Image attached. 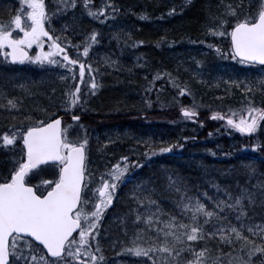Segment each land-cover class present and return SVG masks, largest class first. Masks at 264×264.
<instances>
[{
    "label": "trees",
    "instance_id": "16d2710c",
    "mask_svg": "<svg viewBox=\"0 0 264 264\" xmlns=\"http://www.w3.org/2000/svg\"><path fill=\"white\" fill-rule=\"evenodd\" d=\"M208 1L212 4L219 0ZM261 2L223 0L220 6L204 8L198 13L190 28L185 14L191 9L188 7L192 0H89L87 6L83 0H75L74 6L66 8L57 0H45L50 13L55 8L62 9L45 22L62 45L67 36L72 45H80L82 51L90 34L97 33L87 57H78L76 48L67 47L69 56L90 65L83 79L79 77L78 65L69 69L71 74L67 75L63 64L14 63L3 57L7 49H0V97L3 99L0 101V134H11L14 129L26 131L27 127L62 116L67 143L87 140L86 180L90 181V188L97 187L101 178L109 179L113 165L123 164L121 157L128 158L129 172L117 182L114 200L99 221L102 232L110 236L106 246L97 252L104 257L103 264L141 261L144 257H119L112 244H123L122 249L126 251L138 246L140 240L145 249L162 243L163 236L155 231L160 212L165 208L175 211L174 216L159 226L165 231L168 223L189 225L193 223L191 209L197 201L214 213L208 218L203 213L197 214L199 223L193 226L200 227L204 237L187 242L195 251L206 249L203 264H217V261L228 264L229 253L233 257L246 253L247 248L241 250L243 241L234 235L232 243L219 239L220 234L229 232L233 226L243 236H248L252 247L264 249V239L256 232L258 226H264V119L260 120L255 133L247 135L229 125L226 127L223 119L212 115H232L238 121L241 117L250 119L249 106L264 109V66L231 59L230 36L213 35L209 31L218 30L221 19L227 21L225 29H230L234 20L243 19L245 13L255 16ZM67 3L71 5V0ZM227 5L236 10L235 15L222 10ZM22 7L21 0H0V23H7ZM100 8H104V12L98 16L89 15L90 11ZM197 11L200 10L194 9L191 13ZM133 22H140L141 26H134ZM146 26L153 27L155 32L147 35ZM179 44L187 50L200 51L195 55L187 52L185 56H169ZM209 45H218L223 54ZM44 47L45 50L49 47L47 38ZM30 50L34 56L40 49L34 44ZM163 52L165 55H160ZM55 57L60 59L59 53ZM93 79L98 87L95 93H89ZM76 84L80 85L82 103L71 105L66 102L69 99L66 94L74 90ZM182 88L187 92L183 93ZM10 99L16 103V108L8 107ZM183 108L194 109L200 116H183ZM136 109L144 111V118L135 115ZM72 116H80L81 121L73 122ZM129 119L141 120L143 125L155 129L171 126L176 135L174 141L183 146L182 150L174 155H156L146 164L148 153L165 147L167 141L157 144V134L150 136L140 132L136 136L132 123L126 124ZM193 132L198 140L191 143L195 140ZM253 144L260 147L257 152H241L243 146L250 150ZM18 149L16 156H12V150L8 151L11 171L15 170L16 159L25 158L19 134ZM232 150H236L237 155L228 159ZM132 161L143 165L133 168ZM58 168L43 166L32 183L53 179L52 173L58 172ZM126 176L131 179L124 182ZM156 192L165 198L163 202H157ZM236 197L242 198V210L229 207ZM184 204L189 205L188 209H183ZM149 216L153 217L152 222L147 220ZM237 216L241 219L237 220ZM207 233L213 235L209 237ZM33 250L38 257L68 264L48 259L36 245ZM181 255L184 261L194 258L193 252L185 251ZM245 259L249 257L245 255ZM250 259L252 264H259L264 254L254 253Z\"/></svg>",
    "mask_w": 264,
    "mask_h": 264
},
{
    "label": "snow or ice",
    "instance_id": "6c2138e0",
    "mask_svg": "<svg viewBox=\"0 0 264 264\" xmlns=\"http://www.w3.org/2000/svg\"><path fill=\"white\" fill-rule=\"evenodd\" d=\"M83 2L87 6L89 0H83ZM57 3L63 4L66 8L74 6L75 0H71V5L67 3V0H57ZM21 4L23 7L16 15L7 23H0V49H7L3 51V57L11 62L27 60L40 64L45 62L53 65L63 64L67 69L78 65L79 77L83 79L85 69L90 68V65H86L82 59H73L69 56L67 47L76 48L78 57H87L91 44L95 43L97 33L90 34L89 41L83 45L82 51L80 45H72L67 36L62 45L58 42L59 38L53 37L45 26L50 15L59 13L62 9L58 7L50 13L46 8L45 0H21ZM102 12L104 8L90 11L89 15L98 16ZM21 13L27 21L23 26ZM227 13L235 15L236 10L229 5ZM226 23L227 21L221 19L217 26L218 30L209 29V31L213 35L230 36L231 59L239 58L244 64L259 63L264 66V2L255 16L245 13L243 19L234 20V26L230 29H225ZM13 29L19 30L22 34L13 36ZM45 38L49 44L47 50L44 47ZM34 44L40 50L34 56H30L27 49ZM209 47L223 54L218 45H209ZM56 53H59L60 59L55 57ZM97 87L93 79L91 89L95 90ZM66 95L69 98L66 102L71 105L82 103L79 84H76L74 90ZM7 105L11 109L17 107L11 99L7 101ZM182 111L186 116L195 114L194 109L184 108ZM247 112L250 119L241 117L237 121L231 115L223 116V118L241 133H255L259 127V121L264 119V109L249 106ZM212 115L218 117L221 114L213 113ZM74 119L78 120L79 117ZM60 124L61 121L57 118L39 127H27L26 131L14 129L12 134L9 132L0 134V146L14 145L19 134L26 148V158L16 159L13 165L15 170L9 171L10 178L5 177L3 182H0V264H56L44 256H37L33 250L34 241L40 242L51 257L58 259L62 258V255L69 257L68 264H77V262L78 264H103L104 257L97 255L100 251L99 242L96 240L99 234L98 223L104 208L112 204L117 182L129 172V161L127 157H121L123 164L113 165L112 172L108 174L109 179L101 178L96 188H90V181L85 180L83 167L84 147L87 140L67 143L62 135ZM257 147L256 144L251 145L253 150ZM171 149L172 145H168L167 148H161L159 151L163 153ZM130 163L133 168L141 167L136 161ZM44 165L50 168L58 165V172L52 173L53 179L39 180L34 185L30 181L43 170ZM30 172L32 175H28ZM249 200L251 201V196ZM88 204L93 209L91 212H86L84 209V206ZM188 207V204L183 205V209ZM229 207L242 210V198L236 197L234 204ZM191 211L192 224L168 223L167 231L156 227V233L164 238L162 243H154L147 249L136 246L126 251L137 257L143 256L148 264H203L202 258L205 257L206 249L201 248L195 251L192 244L187 242L202 240L204 237L200 227L193 226L199 223L197 214L203 213L204 217L208 218L214 213L206 210L199 201ZM139 219L140 216H137V220ZM236 219L240 220L241 217L237 216ZM147 220L152 222L153 217L149 216ZM158 220L159 217H157ZM249 231L251 232L252 229ZM77 232L78 237L74 235ZM256 232L261 239H264V226H258ZM207 235L210 237L213 233H207ZM233 235L237 240L243 241L241 250L247 248V251L244 255L234 257L229 253L228 264H252L250 258L254 253L264 254V249L252 247L248 236H243L235 226L231 227L229 232L220 234L219 239L232 243ZM92 241L96 242L95 251ZM185 251L193 252L194 258L184 261L181 254ZM245 255L249 259H245ZM85 257L87 259H84ZM259 264H264V260Z\"/></svg>",
    "mask_w": 264,
    "mask_h": 264
},
{
    "label": "bare ground",
    "instance_id": "6f19581e",
    "mask_svg": "<svg viewBox=\"0 0 264 264\" xmlns=\"http://www.w3.org/2000/svg\"><path fill=\"white\" fill-rule=\"evenodd\" d=\"M220 1V2H219ZM219 1H214V2H211L212 4H210V1H208V0H192V4L188 7V9L191 7V9L185 14V18L187 19V18H189V23H188V27H190L191 28V26H192V24H194V22H195V20H196V18H197V16H198V13H200V12H203L204 11V8H206V9H211L212 7H218V6H220L221 5V3L223 2V0H219ZM228 6V5H227ZM194 9H197V10H200V11H197V12H195V13H191ZM223 11H225V10H227V7L226 6H224L223 7V9H222ZM134 23V22H133ZM141 23L140 22H138V24L137 23H134V26H136V25H138L139 27L141 26L140 25ZM159 25V24H158ZM158 25L156 24V27H158ZM145 31H146V34L147 35H152L151 33H153V32H155V30H154V28L153 27H147L146 26V29H145ZM185 48H183V44H179L177 47H176V49L169 55V56H185L186 54H187V52L189 53V54H192V55H195V54H198V52L200 51V50H198L197 48H195L194 50H187V49H185ZM160 55H165V52H163V53H161ZM166 55H167V52H166ZM155 56H157V55H155ZM89 93H95V90H90L89 91ZM0 101L1 102H3V99L0 97ZM144 111H142V110H140V109H136L135 111H134V113H135V115L138 117V118H140V119H142V118H144V113H143ZM200 115L197 113V112H195V114L193 115V116H191V117H193V118H198ZM223 116H225V115H220V116H218V117H214V118H216V119H218V120H221V119H223V121L225 122V124H226V127H228V123L226 122V120L223 118ZM227 116V115H226ZM232 116V115H231ZM233 117V116H232ZM221 118V119H220ZM128 122L126 123L127 125H129L130 123H132V129L134 130V132H136V136H137V134H139L140 132H144V133H148V134H150V136L151 135H153V134H157V138H156V143L157 144H159L161 141H163V142H166V146L165 147H159V148H154L153 150H159V149H161V148H167L168 147V145H172V147H177L178 149L176 150V151H181L182 150V148H183V146H181L180 144H177L176 143V141H174L175 140V134H174V132L171 130V126L170 127H167V128H158V129H155V127H152L151 128V126H149V125H143V122L141 121V120H139L138 122H136V121H134V120H131V119H129V120H127ZM222 121V120H221ZM260 122V121H259ZM194 123V122H193ZM224 126V125H223ZM229 126H231V125H229ZM232 127V126H231ZM99 128V127H98ZM97 128V129H98ZM175 128L177 129V127L175 126ZM235 129V128H234ZM236 131H238L239 132V130H237V129H235ZM194 133V136H193V138H195V140H192L191 141V143H194V142H196L197 140H198V137H197V134H196V132H193ZM243 134H247V135H249V134H251V133H243ZM136 136H134L135 138H136ZM132 147L133 148H135L136 146L134 145V144H132ZM244 148H246V149H244ZM259 146L256 148V150L255 151H251V149L249 150V148L248 147H246V146H243L242 148H241V152H245V153H248V152H253V153H255V152H257L258 150H259ZM10 154H9V152H6V151H2V150H0V161H3L4 163H2V162H0V166L2 167V168H4V167H6V165H8V163H9V156ZM236 155H237V152H236V150H232L231 151V153L227 156V158L228 159H230V158H234V157H236ZM156 157V155L154 156V158ZM231 168V167H230ZM226 170V169H225ZM227 171V170H226ZM217 174H218V172H217ZM127 177H129V176H126L125 178H124V180L123 181H125V180H127L128 178ZM96 188V187H95ZM115 192H116V188H115V190H114V196H115ZM154 193V192H153ZM155 195L156 196H158L157 197V202L158 201H161V202H163L164 201V197H161L160 196V193L159 192H156L155 193ZM158 198H159V200H158ZM90 205V204H89ZM90 208L92 209V207L90 206ZM107 208V207H106ZM105 208V209H106ZM174 209H172V208H165L163 211H161L160 212V214L157 216V217H159V220L157 221V217H156V222H155V225L157 226V227H159V226H161L162 224H163V222H165V221H168L172 216H174ZM98 227H99V235H98V238H97V240H98V242H99V246L100 247H104V246H106L105 244L106 243H108L109 241H110V239H109V237L110 236H108L106 233H103L102 232V227L100 226V224L98 225ZM95 241H93L92 242V247H93V250L95 251V249H96V247H95ZM137 245L138 246H140V247H143V248H145V246L142 244V241L140 240V241H137ZM122 247H123V244H121V245H117V244H112V249H114V250H116L115 251V254L117 255H119V257H124V258H130V257H137V256H135L134 254H132V253H130V252H128V251H123V249H122ZM132 248V247H131ZM124 253H123V252ZM130 253V254H129ZM141 257H143V256H141ZM141 257H137V258H141ZM132 259V258H131ZM133 264H148V262H147V259L145 258H141V261H136V262H134Z\"/></svg>",
    "mask_w": 264,
    "mask_h": 264
},
{
    "label": "rangeland",
    "instance_id": "374dc122",
    "mask_svg": "<svg viewBox=\"0 0 264 264\" xmlns=\"http://www.w3.org/2000/svg\"><path fill=\"white\" fill-rule=\"evenodd\" d=\"M255 4L258 2V0H252ZM263 1V0H262ZM26 11V10H25ZM22 14V13H21ZM25 23H27V21H26V19H24L23 18V14H22V26H23V24H25ZM13 31V36H17V35H21L22 34V32H20L19 30H17V29H13L12 30ZM221 54V53H220ZM221 56H223V55H221ZM224 56H226V55H224ZM67 75H70L71 74V72L69 71V69H67ZM89 73V72H88ZM88 73H86V76L88 77V79H90V76H89V74ZM85 85H86V83H85ZM182 92L183 93H186L187 91H186V89L185 88H182ZM17 136H18V134H17ZM8 150H9V147L7 148ZM178 148L177 147H172V149L170 150V151H167V152H163V153H161L159 150H153V151H151L150 152V155L148 154L147 156H148V159H150V158H154V156L155 155H160V156H163V155H172V154H175V152H176V150H177ZM244 149H246V148H244ZM251 149V148H250ZM11 150V149H10ZM9 150V151H10ZM256 150V149H255ZM255 150H253V149H251V151H255ZM11 152H13V155L12 156H16V155H19V149L17 150V151H11ZM10 154V153H9ZM10 156V155H9ZM0 162H2V163H4L3 161H0ZM9 171H10V166H9V164L8 165H6V167H4V168H2L1 166H0V177H6V176H8V174H9ZM51 175V174H50ZM130 177V176H129ZM129 177H127L128 179L127 180H130L131 178H129ZM43 179H45V178H43ZM47 180V179H46ZM126 180V181H127ZM113 200H114V195H113ZM84 209H85V211L86 212H91L93 209H91L90 208V205L88 204V205H85V207H84ZM104 210H105V208H104ZM104 210H103V212H104ZM100 223H98V225H99ZM94 231H95V229H94ZM99 235V234H98ZM98 235L96 236V240H97V238H98ZM93 242V241H92ZM96 243V242H95ZM69 257H67V259H68ZM70 259V258H69ZM84 259H87V257H85Z\"/></svg>",
    "mask_w": 264,
    "mask_h": 264
},
{
    "label": "water",
    "instance_id": "95a60500",
    "mask_svg": "<svg viewBox=\"0 0 264 264\" xmlns=\"http://www.w3.org/2000/svg\"><path fill=\"white\" fill-rule=\"evenodd\" d=\"M28 51V50H27ZM28 54H29V51H28ZM257 65H260L259 63H257ZM182 113H183V111H182ZM184 114V113H183ZM185 115V114H184ZM75 117H79V116H73L72 117V120L73 121H79L80 119H81V117H79V119L78 120H76V119H74ZM57 118H59L60 119V121H61V124H60V128H61V130H62V125H63V118L61 117V116H59V117H57ZM57 118H54V119H51V120H55V119H57ZM50 120V121H51ZM50 121H48L47 123H49ZM42 126V125H41ZM37 127H39V126H37ZM24 151H25V155H26V148L24 147ZM85 157H86V155H85V148H84V161H83V167L85 168ZM39 167V166H38ZM34 171V170H33ZM84 175H85V173H84ZM75 234V233H74ZM33 240H34V238H32ZM37 244H39L40 245V242H36ZM46 250V249H45ZM47 252V251H46ZM48 254V256L49 257H51V254L50 253H47ZM51 258H54V257H51Z\"/></svg>",
    "mask_w": 264,
    "mask_h": 264
},
{
    "label": "flooded vegetation",
    "instance_id": "af4514ba",
    "mask_svg": "<svg viewBox=\"0 0 264 264\" xmlns=\"http://www.w3.org/2000/svg\"><path fill=\"white\" fill-rule=\"evenodd\" d=\"M14 145H17V137H16V142H15V144ZM0 150H1V148H0ZM8 178H10V175L8 174V176H7ZM1 178V177H0ZM89 195H91V193L89 194Z\"/></svg>",
    "mask_w": 264,
    "mask_h": 264
}]
</instances>
